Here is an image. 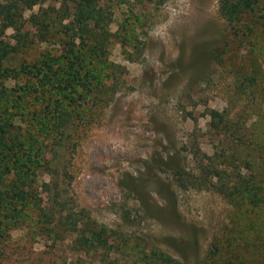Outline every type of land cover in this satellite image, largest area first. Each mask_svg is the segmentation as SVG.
I'll return each instance as SVG.
<instances>
[{
    "label": "rangeland",
    "instance_id": "rangeland-1",
    "mask_svg": "<svg viewBox=\"0 0 264 264\" xmlns=\"http://www.w3.org/2000/svg\"><path fill=\"white\" fill-rule=\"evenodd\" d=\"M104 4L112 10L109 59L122 72L109 102L91 109L85 128L59 150L57 179L67 206L111 230L113 248L85 253L73 244L75 231L55 238L21 227L11 232L3 264H146L139 254L152 249L182 264H264V210L256 218L247 204L232 205L194 179L222 150L231 153L230 133L219 134L213 117L264 120V26L253 42L234 37L219 0ZM45 46L35 37L27 59ZM254 65L261 75L250 101L241 82ZM37 175L40 205H52L54 190L43 185L53 176Z\"/></svg>",
    "mask_w": 264,
    "mask_h": 264
},
{
    "label": "trees",
    "instance_id": "trees-1",
    "mask_svg": "<svg viewBox=\"0 0 264 264\" xmlns=\"http://www.w3.org/2000/svg\"><path fill=\"white\" fill-rule=\"evenodd\" d=\"M104 1L109 0H0V264L11 232L21 227L55 238L59 231H75L73 244L85 253L113 248L111 230L83 221L67 206L57 179L59 150L69 148L72 131L85 128L91 109L109 102L122 72L109 59L112 10ZM262 5L264 0H219L218 12L234 37L248 35L253 42L264 26V13L255 16ZM35 6L37 11L25 17ZM35 37L46 46L29 61L25 54ZM252 71L241 82L242 91L250 90V101L261 75L257 65ZM10 80L13 85H7ZM242 116L213 117L211 125L219 134L230 133L231 153L222 150L194 179L232 205L247 204L257 218L264 210V120ZM40 169L53 176L43 185L54 190L52 205L43 207ZM139 257L146 264H182L158 249Z\"/></svg>",
    "mask_w": 264,
    "mask_h": 264
}]
</instances>
